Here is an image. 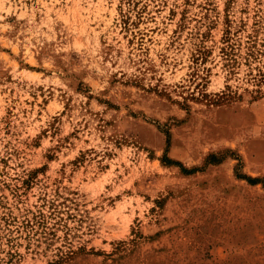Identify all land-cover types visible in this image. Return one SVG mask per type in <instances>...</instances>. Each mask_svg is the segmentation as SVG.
<instances>
[{
	"label": "rangeland",
	"instance_id": "1",
	"mask_svg": "<svg viewBox=\"0 0 264 264\" xmlns=\"http://www.w3.org/2000/svg\"><path fill=\"white\" fill-rule=\"evenodd\" d=\"M0 264H264V0H0Z\"/></svg>",
	"mask_w": 264,
	"mask_h": 264
},
{
	"label": "trees",
	"instance_id": "2",
	"mask_svg": "<svg viewBox=\"0 0 264 264\" xmlns=\"http://www.w3.org/2000/svg\"><path fill=\"white\" fill-rule=\"evenodd\" d=\"M233 48H232V46H228V48H223L222 49V53H223V55L225 56V57H227V60L226 61H228L229 63H231V61L232 62H235V60H234V54H233ZM229 63H227L228 65H229ZM211 161L212 162H210L209 164H215L216 162H217V160L215 159L214 160V158L212 157L211 158ZM239 178H243L242 176H238ZM245 179V178H244ZM249 179V178H248ZM250 183H255L254 181L255 180H252V179H249L248 180Z\"/></svg>",
	"mask_w": 264,
	"mask_h": 264
}]
</instances>
